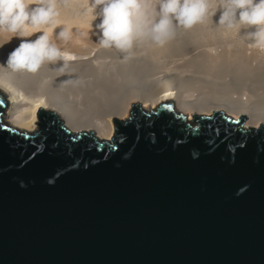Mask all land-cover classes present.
Here are the masks:
<instances>
[{
	"label": "water",
	"instance_id": "obj_1",
	"mask_svg": "<svg viewBox=\"0 0 264 264\" xmlns=\"http://www.w3.org/2000/svg\"><path fill=\"white\" fill-rule=\"evenodd\" d=\"M0 264H264V123L173 101L100 133L3 118Z\"/></svg>",
	"mask_w": 264,
	"mask_h": 264
},
{
	"label": "bare ground",
	"instance_id": "obj_2",
	"mask_svg": "<svg viewBox=\"0 0 264 264\" xmlns=\"http://www.w3.org/2000/svg\"><path fill=\"white\" fill-rule=\"evenodd\" d=\"M90 2L0 0L10 124L35 130L43 108L72 131L96 134L134 103L154 109L169 100L188 120L223 110L244 115L246 126L264 123V0H200L171 12L154 0L116 11ZM232 72L240 77L221 83Z\"/></svg>",
	"mask_w": 264,
	"mask_h": 264
},
{
	"label": "rangeland",
	"instance_id": "obj_3",
	"mask_svg": "<svg viewBox=\"0 0 264 264\" xmlns=\"http://www.w3.org/2000/svg\"><path fill=\"white\" fill-rule=\"evenodd\" d=\"M90 1H93V0H90ZM112 1H114V2H112L111 4H109V3H107L105 0H94V2H90L91 3V6H90V8L92 9V10H94V9H96V11L97 10H99V8H103V9H106V10H109V11H116V10H118L121 6H138V3H141L142 2V0H135L134 1V3L135 4H133V3H131L133 0H112ZM125 1V2H124ZM168 1V0H167ZM167 1H165V0H154V2L156 3V4H158V6H161L162 8L164 7V9H168L169 11L171 10V11H173V8L177 5V6H181V7H184V8H194V3H197V2H199L200 0H175L176 2H174V0L172 1V0H169L168 2L170 3H168ZM192 1H193V3H192ZM105 2V3H104ZM127 2H129V4L128 5H126L127 4ZM158 2V3H157ZM163 3L165 4H169V5H164V6H162L163 5ZM178 3V4H177ZM183 3H184V5H183ZM159 4H161V5H159ZM185 4H186V7H185ZM223 5H225L226 3H222ZM228 4H230V5H232L231 3H228ZM237 4V3H236ZM248 4V3H247ZM93 5V6H92ZM170 5H171V7H170ZM95 6V7H94ZM99 7V8H98ZM173 7V8H172ZM166 9V11H168ZM170 11V12H171ZM175 59H177L176 57H175ZM191 72V71H190ZM190 72H186L187 74H191ZM238 77H240V75H238L236 72L235 73H230V74H228V75H225L224 77H222V80H221V83H226V82H228V81H230L231 79H233V78H238ZM251 86H253V87H255L256 89H257V91H262L263 90V88L262 87H260V85L259 84H257V83H254L253 85H251ZM144 109H146V110H149V109H151V108H149V107H147V108H144ZM129 115H130V113H129ZM129 115H127V116H124L123 118H121V119H123V120H126L128 117H129ZM244 127H253L252 125H248V126H246L245 124H244Z\"/></svg>",
	"mask_w": 264,
	"mask_h": 264
}]
</instances>
